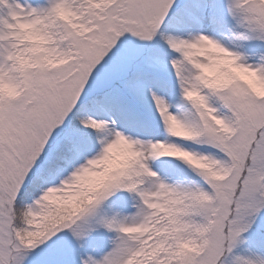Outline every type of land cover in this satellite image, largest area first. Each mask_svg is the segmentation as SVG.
<instances>
[{
	"label": "rangeland",
	"instance_id": "374dc122",
	"mask_svg": "<svg viewBox=\"0 0 264 264\" xmlns=\"http://www.w3.org/2000/svg\"><path fill=\"white\" fill-rule=\"evenodd\" d=\"M0 264H264V0H0Z\"/></svg>",
	"mask_w": 264,
	"mask_h": 264
},
{
	"label": "trees",
	"instance_id": "16d2710c",
	"mask_svg": "<svg viewBox=\"0 0 264 264\" xmlns=\"http://www.w3.org/2000/svg\"><path fill=\"white\" fill-rule=\"evenodd\" d=\"M175 20V18H172V16H170L169 18H167V20H165V22L163 23V26H162V30L164 32H166L165 30V25H170V27H173V21ZM106 92L105 91H101V92H98L97 95H104V93ZM96 95V96H97ZM95 95L87 98L88 101L86 102H90L91 101V98L93 97L94 98ZM71 119L72 121H78V128L79 130H84V129H87L88 126H87V121H88V116L86 115L84 118H81V110L79 108V106H76L72 113H71ZM66 151L65 149H60L59 151ZM52 158L50 161L49 166H47L48 168L44 167L43 169L40 170L39 173H37V175H33L28 183L23 187V189L21 190V192L19 193V195L17 196V199H15V202L12 206V215H13V218L14 220L18 223V224H21V220L24 222V218H23V211H24V207H25V203L28 199H30L32 197V195L37 191V189L40 187V185L42 184L43 182V179L41 177V174H47L48 172L52 171V168L55 163V161H58V159H63L66 161L67 159V156H62V152H55L52 154ZM62 156V158H61ZM55 159V161H54ZM54 162V163H53ZM236 194V193H235ZM232 207L234 208L233 205L230 204V210L232 212ZM229 222V220L227 221V223Z\"/></svg>",
	"mask_w": 264,
	"mask_h": 264
}]
</instances>
